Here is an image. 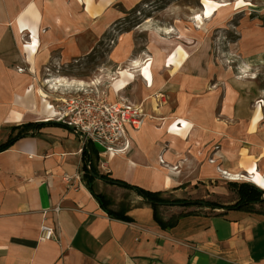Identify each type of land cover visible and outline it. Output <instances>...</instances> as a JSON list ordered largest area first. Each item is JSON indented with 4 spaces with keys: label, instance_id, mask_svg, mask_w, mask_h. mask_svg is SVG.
<instances>
[{
    "label": "crops",
    "instance_id": "1",
    "mask_svg": "<svg viewBox=\"0 0 264 264\" xmlns=\"http://www.w3.org/2000/svg\"><path fill=\"white\" fill-rule=\"evenodd\" d=\"M142 2L0 0V145L14 127L45 124L0 153V264H264V202L253 212L206 208L208 213H201L194 207L165 206L162 226L135 192L96 179L94 192L109 198L111 210L128 220L111 217L84 179V142L74 129L52 119L47 107L59 108L56 89L90 85L70 74L74 64L90 56L116 24L127 23ZM190 33L193 41L184 45L149 34L151 67L132 91L145 123L138 131L128 128L127 153L98 155L96 167L167 197L204 200L210 197L204 189L221 194L214 186L220 166L237 173L257 165L264 175L261 161L256 162L259 155L264 159V126L220 125L214 120L219 98L205 95L207 74L192 73L188 62L180 60L166 69L169 52L178 59L180 44L189 55L195 50L198 30ZM131 40L126 31L112 53L115 63L133 55ZM132 84L128 80L124 89ZM159 92L168 94L169 101L156 108L152 96ZM224 106L234 108L232 102ZM230 110L228 115L236 113ZM177 120L191 125L185 138ZM216 146L221 150L213 151ZM43 224L54 229L55 239L41 240Z\"/></svg>",
    "mask_w": 264,
    "mask_h": 264
},
{
    "label": "rangeland",
    "instance_id": "2",
    "mask_svg": "<svg viewBox=\"0 0 264 264\" xmlns=\"http://www.w3.org/2000/svg\"><path fill=\"white\" fill-rule=\"evenodd\" d=\"M225 4H231L233 7L217 12ZM235 4L237 7H234ZM130 14L127 23L116 24V27L111 28L90 56L74 64L73 71L69 69L61 71L65 74L70 71L71 75L87 80L90 85L77 83L80 87L70 91L56 89L60 96H65L68 92L72 95L86 91L91 96L105 98L108 102L126 99L140 105L136 103L138 101L132 91L133 85L140 84L141 80L145 81L142 77L145 68L151 67V55L146 52L149 34L154 33L165 41L178 39L184 45L192 43L190 32L198 30V40L194 42L195 50L189 55L180 44L178 59L174 52H169L166 69L180 60L188 62L192 73L201 70L207 74L205 95L215 94L219 98L214 120L220 125L237 126L246 123L259 129L264 126V0H143ZM197 14L203 15L202 24L194 20ZM178 28H182L183 31ZM126 31H131V41L135 45L134 53L129 59L115 63L112 53ZM24 40L33 43L32 39ZM135 57H139L138 62L135 61ZM141 58H144V61H140ZM19 71L23 72L24 69ZM146 76L151 86V73L146 72ZM130 79L133 84L124 89ZM152 100L156 108H160L168 104L169 96L159 92L152 96ZM231 102L234 108L226 109L224 104L230 105ZM230 109H234L236 113L228 115ZM174 124L176 127L185 126L182 132L185 138L188 135L185 131L191 125L181 120L175 121ZM218 150H221L220 146H216L213 151ZM260 159L261 156H257L256 162L261 161L264 169V159ZM210 162L214 163V158H210ZM253 169H257V165L251 166L246 172L230 173L220 166V177L214 186L220 188L221 194L211 195L208 189H204L203 195L205 197L210 195L204 201L224 206L236 203L237 190L231 187V183H250L264 192L261 189L263 186L254 184L246 178L231 179L232 175L245 177ZM223 171L231 177L223 175L221 173ZM194 209L197 212L208 213L206 208Z\"/></svg>",
    "mask_w": 264,
    "mask_h": 264
},
{
    "label": "built area",
    "instance_id": "3",
    "mask_svg": "<svg viewBox=\"0 0 264 264\" xmlns=\"http://www.w3.org/2000/svg\"><path fill=\"white\" fill-rule=\"evenodd\" d=\"M67 95L57 99L58 109L53 105L47 107L52 119L74 129L83 142L92 143L100 158L125 154L130 150L128 128L138 131L143 127L146 114L142 106L126 99L108 102L105 98L93 97L86 91L72 95L68 92ZM180 128L183 126H178L177 130ZM65 180L68 181L69 178L65 176ZM55 236L53 228L44 224L41 226V240H53Z\"/></svg>",
    "mask_w": 264,
    "mask_h": 264
},
{
    "label": "trees",
    "instance_id": "4",
    "mask_svg": "<svg viewBox=\"0 0 264 264\" xmlns=\"http://www.w3.org/2000/svg\"><path fill=\"white\" fill-rule=\"evenodd\" d=\"M44 125L45 124L31 123L12 128V134L9 139L5 143L0 145V153L8 150L18 139L29 135L28 131H30L31 129L36 130L40 127H43ZM82 157L84 179L86 180L91 193L99 202L101 208L106 211L111 217L121 216L111 210L112 202L109 198H107L105 195L96 194L94 192L92 183L96 179L135 192L151 206L154 212L155 220L162 226L165 225V222L160 216V210L165 206H178L184 208L197 207L253 212L255 211L256 205L264 202V192L255 185L246 182L231 183V187L237 190L238 200L236 203L229 206H224L204 200L174 199L172 197L165 196L164 193L148 191L140 187L130 185L124 181L113 179L111 178V175L109 173L101 174L96 167L98 150L92 143H89L88 146L84 147ZM121 218L128 220V218H126L125 216H122Z\"/></svg>",
    "mask_w": 264,
    "mask_h": 264
},
{
    "label": "bare ground",
    "instance_id": "5",
    "mask_svg": "<svg viewBox=\"0 0 264 264\" xmlns=\"http://www.w3.org/2000/svg\"><path fill=\"white\" fill-rule=\"evenodd\" d=\"M232 7H233V5H231V4H229V5L225 4V5H222L218 9L217 12H220L221 10H224V9H230ZM234 7H237V4H235ZM194 20H196L198 22V24H202L203 21H204L203 15L202 14L195 15ZM183 127H185V126L183 125ZM221 173L223 175H226V174L228 175V173H226L224 171L221 172ZM228 176L231 177V175H228ZM242 178H244V179L246 178L247 180H249L250 182H253L254 184H258V185L264 186V175H262L261 172L258 169H253V171L251 173H249L248 175H246L245 177H241L240 175H238V176H233L232 175V177H231L232 180H239V179H242Z\"/></svg>",
    "mask_w": 264,
    "mask_h": 264
},
{
    "label": "water",
    "instance_id": "6",
    "mask_svg": "<svg viewBox=\"0 0 264 264\" xmlns=\"http://www.w3.org/2000/svg\"><path fill=\"white\" fill-rule=\"evenodd\" d=\"M89 143H90V142H88V141H85V142H84L85 146H88Z\"/></svg>",
    "mask_w": 264,
    "mask_h": 264
}]
</instances>
